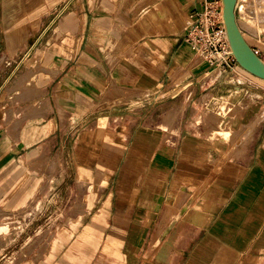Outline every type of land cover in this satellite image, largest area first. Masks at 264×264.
Instances as JSON below:
<instances>
[{
  "label": "crops",
  "instance_id": "1",
  "mask_svg": "<svg viewBox=\"0 0 264 264\" xmlns=\"http://www.w3.org/2000/svg\"><path fill=\"white\" fill-rule=\"evenodd\" d=\"M206 1L100 0L82 19L73 10L59 26L63 55L34 58L40 71L32 70L33 82L15 90L14 100H29L27 106L4 107L0 101V182H7L0 185V198L31 172L41 174L16 212L50 186L47 174L41 173L50 143L68 139L64 125H75L74 130L81 126L71 139L79 160L75 189L83 194L84 212L56 232L44 259L31 256L22 264H264V122L251 137L240 138L245 150L229 143L234 129H249L256 116H264V82L243 75L245 81L232 87L256 95L261 105L241 110L239 102L222 98L218 112L203 114L220 128L213 133L219 142L188 132L175 152L146 123L136 132L133 123L107 129L111 119L122 117L109 113L114 105L144 100L155 92L173 94L188 80L190 76L176 84L173 77L195 59L185 37ZM57 2L0 0V54L5 40L11 55L24 48L31 34L28 24ZM193 95L183 97V113ZM175 105L181 109L182 104L172 107L178 120ZM225 105L233 107L227 111ZM7 107L31 108L32 113L25 122ZM198 113L194 107L193 115ZM226 115L232 120L225 122ZM202 119L196 116L197 123ZM2 122L9 124L4 127ZM100 144L107 149L100 151Z\"/></svg>",
  "mask_w": 264,
  "mask_h": 264
},
{
  "label": "rangeland",
  "instance_id": "2",
  "mask_svg": "<svg viewBox=\"0 0 264 264\" xmlns=\"http://www.w3.org/2000/svg\"><path fill=\"white\" fill-rule=\"evenodd\" d=\"M99 3L100 0H58L55 6H48L47 12L41 13L33 23L28 24L31 34L24 48L19 49L14 55H11L7 40H5L2 54H0V59L4 57V60L0 61V101L2 106H27V101L29 100L23 102H16L14 100L17 94L15 90L22 83H24V86L19 88V91L33 82L34 77L31 79L32 70H34V73L40 71V63L39 65H37L38 62L34 64V58L49 55L62 56L63 31L59 27L61 22L66 17L69 18L73 15V10H75L77 17L82 19L86 9L92 11L94 7L98 8ZM247 3H252L253 5L249 11L246 7ZM238 10L242 17L241 20L238 18V24L242 33L245 34V39L252 49H261L264 53V25L262 21L264 17V0H241ZM245 19L246 22H244ZM60 39L59 46H57V42ZM44 48H46V52L42 54L41 51ZM190 49L193 53L192 58H195L194 61L201 60L195 67V73L191 74L188 80L176 92L173 94L170 93L171 91L155 92L151 97L144 100L129 102L125 105H114L116 108H113V106L100 108H113L109 110V113L122 116L121 118L111 119L107 129L119 130L123 125L128 126V124L133 123L131 127H135L136 132L140 126H145L146 123V127L160 131L163 135L164 144L170 147L173 146L176 152L180 147L183 136L187 135L188 132L193 133L195 137H206L212 139L214 142H219V139H216L213 133L220 128L215 122L206 120L203 114L207 111L218 112V102L222 98L229 103L239 102L238 108L241 110L243 107L258 106V103L261 105L262 100L258 101L256 95L232 88H236L238 82L245 81L243 75L252 76L236 60L230 64L233 70L225 72L222 66H218V64L211 65L205 56L197 53L192 46H190ZM50 50L52 54H50ZM183 68L181 67V69ZM17 78L18 80L14 82ZM226 80H231L232 82H236V84L225 83ZM192 91H194V95L183 113V97ZM169 93V96L163 98V96ZM38 97L41 96H37L36 98ZM34 99L30 101H34ZM176 102H180L182 104L180 107H183L181 110L180 108L177 109V105H175L178 110V120L174 119L171 112L173 104ZM194 107H199V113L196 116L203 117L199 123L196 122V116L193 115ZM232 107L233 105H227V111L231 110ZM18 108L7 107L6 110H13L16 118L19 117V119L24 120L29 118L30 113H32L31 108ZM9 115L11 118V111H9ZM224 119L225 122H228L229 119L232 120L229 115L224 116ZM1 124L6 127L9 123L2 122ZM230 124L232 125V123ZM70 126L69 124L67 125L68 128L65 125L63 127V133H66L68 129V139L63 140V143L58 142L57 145L55 140L52 141L48 147L49 155L45 154V166L42 168L41 173L47 174L50 186L47 188L43 186L37 193V196H33L24 208L16 212L22 196L29 192L36 179L41 178V174L31 172L32 174L27 176L16 189L10 193L3 194L5 196L3 197L4 199L0 198V264H22L31 256L37 261L44 259L48 251H46V254L43 251L56 232L59 229L71 226L68 223V219L76 217L81 210L82 213L84 212V209L80 206L83 194L78 189H75L74 171L79 160L75 156V143L71 139L76 133L75 131L81 129V126H78L76 130H74L75 125ZM237 130L234 129V136L229 143L232 146L243 147L245 150L244 143L240 138L251 137L254 133H249L245 126ZM246 142L245 147L248 145V141ZM212 147L214 148V145ZM105 148L106 144H100V151ZM62 150L63 156L61 155ZM124 157L123 153L119 156V166L122 165ZM232 159L239 158L234 156ZM212 160L214 164H220L217 156H213ZM81 161L85 162L86 159L80 158ZM53 162H55L54 169L51 168ZM116 176L117 173L114 175L113 180H115ZM64 177H67L66 183L57 189V186ZM213 177H216V174L213 173ZM6 183L3 181L0 182V185L2 186ZM148 259H154V255L149 254Z\"/></svg>",
  "mask_w": 264,
  "mask_h": 264
},
{
  "label": "built area",
  "instance_id": "3",
  "mask_svg": "<svg viewBox=\"0 0 264 264\" xmlns=\"http://www.w3.org/2000/svg\"><path fill=\"white\" fill-rule=\"evenodd\" d=\"M194 20L186 34V42L197 53L205 56L211 65L222 66L225 72L233 70L230 66L235 62L227 37L223 19L222 0H210L203 4L200 12L194 15ZM264 62L261 49H253Z\"/></svg>",
  "mask_w": 264,
  "mask_h": 264
},
{
  "label": "water",
  "instance_id": "4",
  "mask_svg": "<svg viewBox=\"0 0 264 264\" xmlns=\"http://www.w3.org/2000/svg\"><path fill=\"white\" fill-rule=\"evenodd\" d=\"M223 19L228 41L236 62L251 75L264 80V62L245 39L237 19L238 0H222Z\"/></svg>",
  "mask_w": 264,
  "mask_h": 264
},
{
  "label": "bare ground",
  "instance_id": "5",
  "mask_svg": "<svg viewBox=\"0 0 264 264\" xmlns=\"http://www.w3.org/2000/svg\"><path fill=\"white\" fill-rule=\"evenodd\" d=\"M108 1V0H107ZM111 1V0H110ZM239 2H240V0H238V3H237V9H238V6H239ZM250 2V1H249ZM116 6H119L120 5V3H114ZM248 5L246 6L247 7V9H248V11L251 9V7L253 6L252 5V3H247ZM237 9H236V12H237ZM238 19V18H237ZM262 21H263V25H264V17L262 18ZM244 35V34H243ZM245 37V36H244ZM231 48V47H230ZM45 50H46V48H44L41 52H42V54L43 53H45ZM232 51V50H231ZM233 54V53H232ZM201 60V59H200ZM199 60V61H200ZM198 60H196V61H194L193 62V64L188 68V69H186L184 72H182V73H180L179 75H177V76H175V77H173L174 79H173V81H174V83H180L181 81H183V80H185V79H187L189 76H191V74H192V70H193V68H195L197 65H198V62H199ZM200 63V62H199ZM255 77V76H254ZM255 78H257V77H255ZM257 79H259V78H257ZM259 80H261L262 82H264V80H262V79H259ZM107 96V95H106ZM115 98V97H114ZM179 105V104H178ZM177 105V106H178ZM183 108V107H182ZM182 108H181V110H182ZM178 109V108H177ZM178 111V110H177ZM261 115V114H260ZM259 116V115H258ZM177 117V116H176ZM217 121V120H216ZM264 122V116H260V117H257L256 116V119L254 120V122H253V124L249 127V132L250 133H254V131L259 127V126H261L262 125V123ZM247 130V131H248ZM246 136V135H245ZM230 155V154H229ZM55 164V163H54ZM54 164H52V169H54Z\"/></svg>",
  "mask_w": 264,
  "mask_h": 264
}]
</instances>
